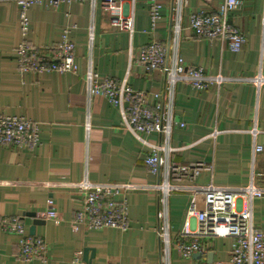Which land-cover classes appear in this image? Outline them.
<instances>
[{"label": "crops", "instance_id": "obj_1", "mask_svg": "<svg viewBox=\"0 0 264 264\" xmlns=\"http://www.w3.org/2000/svg\"><path fill=\"white\" fill-rule=\"evenodd\" d=\"M243 1L242 8L229 16L230 24L246 38L240 53L231 52L221 40L198 38L189 28L191 15L217 12L223 0H189L183 11L179 55L187 67H201L209 77L223 78L203 91L183 82L176 86L174 117L185 127L172 131L170 161L203 163L208 169L200 172L196 186L237 189L253 183L264 189V0ZM148 2L136 0L133 36L114 27L112 16L99 5L34 6L28 11L26 39L19 6L0 4V115L26 116L38 124L40 135L37 147H0V218L21 217L27 233L31 236L35 227L31 237L44 239L48 247L46 261L24 262L19 257L20 237L0 232V264H210V256L212 264L229 263L233 246L229 237H203L205 253L182 257L177 244L187 218L188 192L169 198L171 249L168 256L163 254L157 234L160 194L154 189L160 179L145 163L150 146L127 130L118 107L101 96L88 98L90 68L101 80L127 79L133 89L146 93L150 106L157 101L155 95L165 91L164 73L147 72L139 57L143 47L159 41L167 47L171 64L176 50L173 0H159L163 11L155 31ZM66 29L76 46V73L20 72L17 49L22 42L50 54ZM144 139L155 145L164 142L158 133ZM84 179L132 186L124 196L131 225L127 232L73 228L83 204L76 185ZM49 199L55 202L57 220L47 218ZM253 222L264 232V197L253 202ZM196 226L193 221L192 228ZM85 249L94 250V258L91 252L84 257Z\"/></svg>", "mask_w": 264, "mask_h": 264}, {"label": "built area", "instance_id": "obj_2", "mask_svg": "<svg viewBox=\"0 0 264 264\" xmlns=\"http://www.w3.org/2000/svg\"><path fill=\"white\" fill-rule=\"evenodd\" d=\"M148 12L152 30L155 31L162 18L163 6L159 0H148ZM189 0H173L172 39L175 52L171 64L168 62V49L153 41L140 51L139 63L147 72L161 71L165 75V91L155 95L156 103L148 105L145 92L133 89L127 79L118 82L112 78L100 79L92 69L86 74L87 94L91 100L95 96L106 98L111 105L122 112L124 124L133 136L142 144L150 146V154L145 160L149 171L159 177L154 189L159 192L160 225L157 234L163 243V254L168 256L171 249V224L169 198L174 193H189V205L182 240L177 244L183 258H190L195 253H205L200 244L203 237L232 238L233 246L228 264H264V232L256 228L253 222V202L264 197V189L253 183L243 188L196 186L193 183L202 170L208 169L203 163L177 164L170 161L172 149L168 141L175 127L184 128L174 117L176 86L183 82L194 89L203 91L211 85L220 84L222 77H209L201 67H187L185 60L178 53L182 31L183 11ZM212 3L214 0H204ZM1 3H14L20 8V26L24 39L30 29L28 11L34 6L46 5L59 8L71 3H90L112 16L114 27L134 35V8L136 0H0ZM129 4L131 8H125ZM243 0H223L219 10L214 13L202 11L189 18V28L196 37L208 40H221L233 53H240L246 43L243 33L229 22L231 13L242 8ZM93 40V34H91ZM264 51V35H263ZM17 61L20 72L61 74L76 73V46L70 40V31L66 29L61 40L50 54H41L25 41L17 49ZM262 77L256 82L262 83ZM128 105V106H126ZM90 129V123H87ZM158 133L164 137L163 144H149L144 136ZM40 144L39 126L26 116L0 115V147L16 149L37 147ZM256 151H262L257 147ZM188 181L189 184L184 182ZM83 196L82 208L76 214L72 224L76 231H99L114 229L127 232L131 225L128 203L125 194L132 189L129 184L91 183L84 179L76 185ZM122 200H118L122 197ZM47 218L57 220L55 202H47ZM197 226L192 228V222ZM0 232L15 234L20 237V259L32 262L36 259L46 261L47 243L42 238L31 237L21 217L0 218ZM190 236L192 238H190ZM191 239V241L189 240ZM189 241V242H188ZM82 253H77L80 257ZM79 259H76L78 261Z\"/></svg>", "mask_w": 264, "mask_h": 264}, {"label": "water", "instance_id": "obj_3", "mask_svg": "<svg viewBox=\"0 0 264 264\" xmlns=\"http://www.w3.org/2000/svg\"><path fill=\"white\" fill-rule=\"evenodd\" d=\"M35 224H39L38 221H36ZM34 230H35V227H32L31 228V236L34 235ZM90 252L92 253L91 258H94V250H92V249H85L84 257H87ZM210 264H212V256H210Z\"/></svg>", "mask_w": 264, "mask_h": 264}, {"label": "trees", "instance_id": "obj_4", "mask_svg": "<svg viewBox=\"0 0 264 264\" xmlns=\"http://www.w3.org/2000/svg\"><path fill=\"white\" fill-rule=\"evenodd\" d=\"M39 53L41 54H45L47 53V50H41V49H36ZM54 49H51V51H53Z\"/></svg>", "mask_w": 264, "mask_h": 264}]
</instances>
